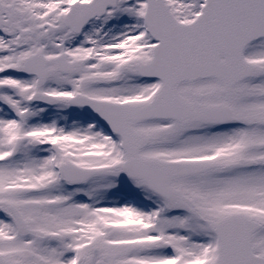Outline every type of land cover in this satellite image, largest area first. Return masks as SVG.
<instances>
[{
    "label": "snow or ice",
    "instance_id": "obj_1",
    "mask_svg": "<svg viewBox=\"0 0 264 264\" xmlns=\"http://www.w3.org/2000/svg\"><path fill=\"white\" fill-rule=\"evenodd\" d=\"M0 264H264V0H0Z\"/></svg>",
    "mask_w": 264,
    "mask_h": 264
}]
</instances>
